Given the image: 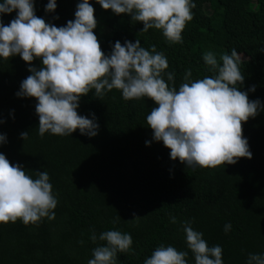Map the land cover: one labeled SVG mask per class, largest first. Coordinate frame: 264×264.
Masks as SVG:
<instances>
[{
	"label": "trees",
	"instance_id": "1",
	"mask_svg": "<svg viewBox=\"0 0 264 264\" xmlns=\"http://www.w3.org/2000/svg\"><path fill=\"white\" fill-rule=\"evenodd\" d=\"M48 2L35 0L36 15L61 27L75 19L82 0H57L54 12L46 11ZM90 2L103 52L109 55L116 41L139 39L149 51L155 45L169 63L164 79L171 85L167 73H173L177 90L185 82L186 70L192 71V81L213 75L205 53H214L222 64L220 57L235 49L244 75L239 88L262 106L242 125L252 158L215 169L188 168L172 160L170 149L155 141L147 126L155 102L147 97L125 101L115 89L103 100L95 97V90L80 100L77 111L89 119L95 115L97 136L77 130L69 136L49 132L41 137L38 101L16 94L31 75L29 67L39 69L42 61L29 65L19 55L0 58V134L6 136L0 153L33 179L36 171H46L58 200L54 220L0 223V264H87L93 249L104 243H93L92 232L98 237L108 230L133 238L134 251L118 253L117 264H144L161 244L188 251V264H195L187 249L185 221L203 233L209 247H222L224 264H247L250 253L264 255V0H192L196 7L182 33L183 42L171 45L161 30L141 32L142 22L104 10L96 0ZM16 15L3 14V23L10 24ZM23 132L29 133L26 140ZM226 224L232 226L227 233Z\"/></svg>",
	"mask_w": 264,
	"mask_h": 264
},
{
	"label": "clouds",
	"instance_id": "2",
	"mask_svg": "<svg viewBox=\"0 0 264 264\" xmlns=\"http://www.w3.org/2000/svg\"><path fill=\"white\" fill-rule=\"evenodd\" d=\"M104 10L116 15L128 14L132 21L142 22L141 32L161 30L168 44L183 42L182 33L193 19L192 0H96ZM57 0H49L47 12H54ZM16 12V17L5 25L3 14ZM90 0L77 4L75 19L66 26L57 27L38 17L35 0H3L0 3V58L5 60L19 55L26 63L42 61V67H29L31 75L21 82L18 97L35 98L39 117L38 133L59 136L72 135L77 130L82 135L95 137L99 124L81 116L77 109L80 100L95 90L102 98L112 90H119L125 101L147 97L157 105L147 115V126L153 139L170 149L172 160H179L188 168H217L235 165L240 158H252L249 142L243 135V123L254 118L261 110L259 100L252 101L239 86L244 75L238 67L239 56L235 49L231 55L223 54L220 61L212 52L203 59L212 76L191 80L192 71L186 70L184 83L174 86V74L165 71L169 63L155 45L149 51L135 43L116 41L106 55L94 30L98 21ZM57 19L59 17H56ZM264 51V50H262ZM252 86L251 91H255ZM3 123V121H0ZM28 132L21 133L26 140ZM6 136L0 134V145ZM150 146V142H146ZM33 179L20 164L13 165L0 153V223L25 225L38 224L42 218L55 219L58 200L53 194L49 174L36 171ZM135 216V213H133ZM118 216L113 223H118ZM135 218H139L135 216ZM171 222H177L171 217ZM226 224L224 231L231 230ZM187 249L195 264H224L223 249L209 247L203 233L195 231L189 221L183 223ZM91 240L104 242L93 249L87 264H117L118 253H129L133 238L119 230H108ZM84 242L81 241V244ZM188 251H178L173 246L161 244L144 264H188ZM247 264H264V255L250 253Z\"/></svg>",
	"mask_w": 264,
	"mask_h": 264
}]
</instances>
